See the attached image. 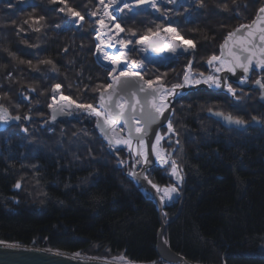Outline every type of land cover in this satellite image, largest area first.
<instances>
[{
  "label": "trees",
  "instance_id": "obj_1",
  "mask_svg": "<svg viewBox=\"0 0 264 264\" xmlns=\"http://www.w3.org/2000/svg\"><path fill=\"white\" fill-rule=\"evenodd\" d=\"M75 1L79 0H57L56 3L52 0H0V14L3 15V24L0 23V89L4 76L10 73L8 81H13L11 85L7 81L8 90L0 92V103L10 112L14 111L13 115L20 116V111L36 116L37 109L48 103L45 95L38 99L32 98V110L16 94L17 90L23 93V88L27 86L47 93L52 84H59L71 100L94 106L98 92L107 85L109 72L101 69L94 60L95 19L89 20L96 12L97 0H85L82 6ZM234 3L239 5L236 11L238 14L250 15V18L244 20H252L257 10L264 6V0H201L200 4L197 3L198 7L184 9L177 15L180 20L186 18L193 23H201L181 26L178 30L182 32L184 39L197 40L198 53L206 51L204 57L216 55L217 46L237 25L230 17L227 20L232 23H223L231 12L228 7ZM17 4L19 8H15ZM62 4L65 5V10L67 4V7L83 17V36L74 29V20L68 18L70 15L67 12L64 15L58 12ZM205 4L213 6V9H204ZM225 4L228 5L227 10L224 8ZM148 16L150 18H146ZM123 17L127 19V23L122 20L120 24L125 31L132 29L134 25L138 26L140 21L146 32L162 29L161 25L151 24L155 18L151 19L149 14H143L138 22L135 15ZM60 23L68 26L69 33L62 30L64 27ZM37 28L39 31H36ZM138 57L132 47L130 58L142 61ZM181 63L184 61L174 62L166 67L146 68L145 71L151 74L144 78L149 80L163 76L169 70L171 72V69L172 73L179 71L183 66ZM97 68L102 70L101 81L96 87L89 86L86 84L87 78ZM168 76L171 79L173 74L169 73ZM73 78L80 84V90L70 89ZM82 89L85 93L81 92ZM196 106L192 105L190 112V109H180L179 104L175 103L174 115L179 116L180 123L187 120L189 125L199 123L203 126L206 121L203 122L201 116L194 117L202 111L203 106ZM181 111L189 112L190 118ZM195 119L197 123H194ZM66 125L52 138H46L39 128H31L33 132L30 140L38 142L36 146H45L43 149L53 152H49L51 156H46L39 148L35 150L29 145L30 148L25 152L28 158L25 160L24 157L21 158L22 149L18 147L21 145L20 125L2 133L4 139L0 140L3 144L0 147L7 159L5 165L8 169L0 163V241L26 245L33 236L32 232L44 234L45 228L39 223L43 219L35 211V207L30 210L18 209L14 199H7V185L14 181L3 176L2 172L11 176L25 173L24 175L28 174L32 178L38 176L39 182L45 187L48 201L44 199L42 209H51V219L54 217L58 220L57 216L67 213V206L77 213L74 219H69L68 224H82L78 228V242L65 233L60 234L61 231L58 230L60 233L53 235L50 240L51 243L54 239L58 242L56 247L74 251L80 246L84 248L81 242L90 238V242L95 239L94 242L111 256L122 255L136 262H159L155 244L160 224L153 202L145 198L125 177L118 168L116 159L97 136L98 144L95 147L96 141L94 144L87 141L86 145L81 140L69 141L71 135L79 134L80 130H76V122L66 121ZM93 134L96 135L94 129ZM203 135L204 132H201L197 141H189L186 151L178 149L177 155L181 153L183 156L186 187L182 192L183 199L177 204L178 208L166 210L164 219H167L168 224L165 238L175 252L197 264H220L222 260L226 264H264V135L253 143H243L245 145H242V150H234L235 147L232 149L236 144L233 142L234 138L224 140L219 137L218 144H209V140L202 139ZM61 137L62 141L54 140ZM63 141L75 146L82 143L84 152L72 151L71 157L73 155L76 159L72 160L70 156L66 159V152L70 151L67 144H63L64 149L58 152L57 144L62 145ZM197 149H200L199 153H196ZM52 154L56 158L53 159ZM19 167L23 169H18ZM59 220L62 223L68 221L65 217ZM32 226L35 228L32 229ZM28 227L31 229H26ZM94 236H98V239H92ZM43 246L51 247L50 244Z\"/></svg>",
  "mask_w": 264,
  "mask_h": 264
},
{
  "label": "rangeland",
  "instance_id": "obj_2",
  "mask_svg": "<svg viewBox=\"0 0 264 264\" xmlns=\"http://www.w3.org/2000/svg\"><path fill=\"white\" fill-rule=\"evenodd\" d=\"M18 2V0H15ZM85 0L82 1H75V3L79 2L81 3L82 6V2H84ZM59 3H62V1H59ZM68 3V2H66ZM125 2L121 3L120 7H116L114 10L111 11V14L114 15L116 17L115 20H110V26H113L114 29H117L115 27L116 23H120L122 22V20L124 21L123 23H127V19H125L123 17V15H131V16H137L136 17V21L138 22V19L141 18V16L143 14L146 15H150L152 18L154 19L153 22H151L152 25H161V30L159 31V34H162L164 36H166L165 38H163V42L165 46H168V42L171 41V39H167V37H169V34H171L172 32H167L165 31V29L167 28H173L175 29V35L177 36H181V33L178 30V27L181 26H190L191 24H200L201 22H195L193 23L192 21H190L189 19L184 18L183 20H180L179 18H177L178 13H180L182 10L184 9H190V7H198V4L196 2V0H173V2H168V0H157V7L159 8V11H156V9L151 8L150 5H142L140 6L138 9L134 8L132 11H130L128 8H124L123 4ZM245 5V4H244ZM180 6H184V7H180ZM228 6V5H227ZM237 7H239V5L237 4H233L231 5V7H228V10L231 11L228 13V16L226 17V20L230 17L232 22L235 24L237 23L236 27L241 24H250L252 22V20H244V18H250V15H248V13H243L238 14L237 11ZM15 8H19L18 4L16 5ZM60 8H64L65 9V5L62 4ZM59 8V9H60ZM67 4H66V10L64 12H67ZM204 9H213V6H207V4H205ZM215 9V6H214ZM95 15H91V17L89 18L90 21H93L95 19V24H96V28L97 26H99V21L100 18L103 14L102 12V8H101V3L100 0H97L96 2V7H95ZM1 11V8H0ZM258 11V10H257ZM58 12L62 15H64V12H61L58 10ZM3 15L0 14V23L3 24V22L1 21ZM68 18L70 19H74L72 16H69ZM124 18V19H122ZM146 18H150L149 16ZM172 18V19H170ZM80 19L75 17V20L72 24V26L74 27V29L76 31H78V33L80 35L83 36V32H84V28L82 26L83 24V20L79 21ZM223 21V23L230 24L232 23L231 20H227V21ZM78 22V23H77ZM244 22H248V23H244ZM154 23V24H153ZM136 24V22H135ZM143 22H139V25H134L132 29H128L127 31H125L124 27L122 26V24H120L121 29H123L122 31L118 30V40H124L126 43L127 41L131 40L132 43L131 44H127L128 47V51H127V47H123L120 45L119 43V49H124L126 51V57L128 56V59L131 60L132 62H130L128 59L125 61V67L122 70H127V71H136L139 72L140 74L142 73L143 78L144 76H148L151 74V72H147L145 71L143 73L142 71V67H143V63L144 62H148V56L144 55V51H142V49H144V46L142 44H135V41L138 39H141L143 37H151L152 35L156 34L158 32V30H148V32H146L145 30H143V26H142ZM207 24V23H206ZM60 26L62 25V27H64L62 30L66 33H69V28L68 26L65 27L64 23H60ZM202 25V24H201ZM177 26V27H176ZM234 27V28H236ZM164 28V29H163ZM233 28V29H234ZM190 30H193L192 28H190ZM98 31V30H97ZM214 31V30H213ZM229 33V32H228ZM227 33V34H228ZM126 35V36H125ZM86 36V34H85ZM96 35H95V43H96ZM199 39V37H198ZM186 40H190L189 38H187ZM194 47H191V50L187 51V54L185 52H182L181 54L175 56L174 58L169 59L168 63L165 61H162V63L166 66L170 65V63H174V62H178V61H184L183 66L180 67L179 71H174L172 73V69L171 72L170 70L168 71L169 73L173 74L172 78L170 79L169 73H167L166 75L163 76H158V77H153L151 79H146L147 81H151L152 82V86L155 85V83H161L162 85L165 86V88L167 89L166 91L172 92L174 88V85L172 84H183L184 83V75L185 73H189L190 77L192 78H199L200 74L203 73L204 76H207L209 74H213V75H217V76H223L225 77V79H228V83L224 84L222 81V87L226 86L228 87L229 85L234 89V95L239 96H231L232 93L229 92H224V93H219L217 90V88L213 87V88H209L206 84L201 83L199 85H201L200 87L196 88L199 85H193V84H189V89H187L185 91L184 94L183 91L181 90V95L176 97L175 96L173 98V102L174 104H170L174 109L175 103L179 104L180 109H190L189 111L191 112V107L192 105H201L203 106L202 111H200V113H198V115L194 116H201V120L203 122L206 121V123H204L205 125H200L199 123L197 125H189L187 120H183L182 123L179 122V116H175L174 113L175 111H172L171 109L169 110V114L168 116L165 118L164 123L162 124L161 128L158 130V132L161 134V136L163 138H166L165 140H163L162 146H163V155L166 158H169V164L161 167L158 165V163L156 164L155 161H152V165L148 168V175H149V179L151 183L156 184L159 188H164L166 186H175L178 189V192L175 195V198L173 199L172 202L168 203L166 205V209L163 210V212H159L158 210V206L156 205V203L153 200V197L151 196L150 193L146 192L144 190V188L141 185H138L133 178L131 177V173H132V169L134 168V162L136 161V159H134L133 153H128L127 151H129L128 149H117V153H113L109 147V145L107 144V142L104 140V137L100 134L99 130L95 127V117H93L92 115H88V113L85 111L86 109H82L79 110L78 115L75 118H68V117H64V118H60L57 121H55L52 124H49L48 121L50 119V109L49 105L53 103V96H55V99L57 98V94L65 95V91L63 92V86L60 85V89L59 92L56 93L54 92V87L57 84H52L49 92L47 93H43L40 91H37V89L35 87H26L23 88V93L17 90V97H19L20 99H22V101H24L26 104H29L32 108V110L34 109L33 107V103H30L32 100V98L37 97L36 99L40 98L42 95H45L46 101H48V103H45L46 106L44 107L43 105H41L37 111L34 112L36 113V116H31L27 113H23L20 112V116L19 115H13V112H9L10 116L9 118L4 119V122L1 123L0 125V140L2 141V133H4L7 129L11 130V127H15L20 125V134H21V145H19L18 147L20 149H22L21 152V158L24 157V160L27 159L28 157L25 156V152L26 150H28L30 148L29 145L33 146V148L35 150H37V148L40 149V152L43 153L44 155H48L51 156L50 153L53 152L52 150H50L49 152L47 151V149H43L45 146L40 147V146H36L35 144H39L38 142L34 141V140H30V135L33 132V130H31V128H39V130L42 131V133L44 134V136L47 138H52L57 136V132L61 131L63 126H67L66 125V121L67 122H76V124H78V127H75L76 130H80V133H76L75 135H71V140L72 142L81 140L83 141V143H85L84 145H86L87 141L92 142L94 144V147L97 146L98 141L97 139L99 138V141L103 142L105 144L106 150L116 159L117 161V166L119 169H121L125 175V177L130 180L134 186H136L138 188V190L140 191V193L145 197V198H150L151 201H153V204L157 210L158 213V217H159V224L160 227L158 228L157 233L161 235L162 240L165 244L168 243V241L165 238V230H166V226L168 224V222L164 219L165 215H166V210H174L175 208H178V203L183 199V191L185 190L186 187V180L187 178L185 177V172L184 169L185 167H183V163L182 159L183 156L181 155V153H179L177 155L178 149L181 148L182 151H186L187 147H189L190 144H188L189 141H197V139L200 137L201 132H204V135L202 137V139H206V141L209 140V144H218V140L219 137L220 139H230V138H234L233 142H236V145H245L244 140L247 138L250 139H254V138H259L261 135H264V89L260 88L259 85H257L255 83L256 80H261L264 79V70L260 69V68H254L251 71H249L248 74H246V82L244 84H240L239 81H232L230 78H226L225 74L219 75V73H214L213 70L211 68H209V66L206 65V63L208 62L209 58L212 56H208V57H204V54H206V51H202L201 53H198V49L196 48V41L197 40H191ZM223 41V40H222ZM223 43V42H222ZM222 43H220L217 46V50L218 53L216 55H220V47L222 45ZM97 50L95 52V56L98 52V46L96 44ZM133 47V49L135 50V54L138 56H143L144 59H142V61L137 62L135 59L130 58V49ZM142 47V48H141ZM171 47L169 45V49H171ZM142 51V53H141ZM171 52V50H170ZM174 54V53H173ZM142 57V58H143ZM97 64L101 67V69L107 70L105 67H103L99 62H97ZM147 66V68L153 66V67H163L162 64L159 63H152V59L150 61V63ZM152 64V65H151ZM155 64V65H154ZM159 64V65H158ZM158 65V66H157ZM218 66V64L216 65ZM111 67V68H110ZM173 67V66H172ZM110 69L113 68V65L109 66ZM120 69V65L118 70ZM108 71V70H107ZM118 73V72H117ZM252 73H256V77H251ZM10 74V73H9ZM9 74L7 76L3 77V84H2V88L0 89L1 91H6L8 90L7 87H9L7 85V81L10 79L11 75L9 76ZM115 73H113L111 71V74L109 73L108 77L113 78L112 75L114 76ZM164 74V71H163ZM260 75L261 77L259 78L258 76ZM102 76V70H98V68L96 70H94V72L91 74V76L89 78H87V83L89 86H93L96 87V84H98L101 80L100 77ZM245 77V75L243 76ZM71 78V77H70ZM69 78V79H70ZM165 78V81L163 82V79ZM173 79L175 81H173ZM85 79H83L84 81ZM231 80V82L229 81ZM240 80V79H239ZM158 81V82H155ZM263 81V80H261ZM2 82V81H0ZM110 79L108 80L107 85L109 84ZM181 82V83H180ZM13 81L10 80L8 81V84H12ZM72 88H70L71 90H80L81 87L79 86L80 84H78L77 80L73 78L72 82H71ZM106 85V86H107ZM106 86H104L103 89L100 90V94L101 92H103L106 88ZM242 86V87H241ZM196 88V89H195ZM245 91V93L243 92V90ZM82 93H85V90L82 89L81 90ZM237 92H240L241 94L237 95ZM43 93V94H42ZM92 92H90L91 95ZM88 94V92L86 93V95ZM99 94V95H100ZM193 94V95H192ZM39 95V96H38ZM99 95H97L96 100H95V104H94V108L99 109V107H97V100ZM69 97V96H68ZM42 98V97H41ZM86 98V97H85ZM84 98V99H85ZM225 98V100L223 99ZM35 99V100H36ZM69 99L71 100V98L69 97ZM65 101V100H63ZM73 101V100H72ZM238 101H242V103H235ZM258 103H255V102ZM75 102V101H74ZM76 103V102H75ZM32 104V105H31ZM60 104V103H58ZM53 105V104H52ZM84 105H88V104H84ZM178 107V106H177ZM199 106H196V108ZM31 109H28V111L32 112ZM27 111V112H28ZM182 114H185L188 118H190L191 115H189V112L185 111H181ZM181 113L179 115H181ZM220 114L223 117L224 116H231L233 117V120L235 119H239L242 120L244 123L242 124H236L234 122L229 123V122H225V120H217L216 118H214L213 116H211V114ZM46 114V115H45ZM45 115V116H44ZM16 117H19V120L16 119ZM25 117H27V119H25ZM46 117V119H45ZM253 117H255V119H253ZM43 119V121L41 120ZM45 119V120H44ZM201 121V122H202ZM219 121V122H218ZM171 122L172 127L174 132L173 133H169L168 132V123ZM194 123H197L196 119L194 121ZM165 124V125H164ZM185 124V127L183 126ZM92 125V126H91ZM197 127V128H196ZM27 128V129H26ZM192 128V129H191ZM93 129L96 133V135L93 134ZM116 130L119 132H124V136H126L125 133V129L124 127H122L121 125L116 127ZM133 130V129H132ZM133 134H135L134 130L132 131ZM156 133V132H155ZM211 134V135H209ZM59 135V134H58ZM209 135V136H208ZM97 136V139H96ZM167 136V137H166ZM86 137V139H85ZM185 137H187V139H185ZM212 138L216 139L213 140ZM4 139V138H3ZM153 139V137H152ZM57 142L58 141H62V137L59 139H55ZM0 141V146H2V142ZM31 143H30V142ZM4 143V142H3ZM220 143V142H219ZM19 144V143H18ZM63 144H67L68 147H70V151H67L66 153V159L69 158V156L71 157V153L72 151H78L80 150V152H84V149L81 147L82 143L79 144V146H75V145H71L69 142L63 141L62 145L57 144L58 146V152L60 153L63 149H64V145ZM44 145V144H43ZM136 145V142H135ZM59 146H61V149H59ZM47 147V146H46ZM84 147V146H83ZM32 148V147H31ZM91 149V148H90ZM171 152V155H169V152ZM0 163H2V165L4 167H6L8 169V166H6L5 164L7 163L5 159V155L2 154L1 151V147H0ZM200 149L196 150V153H199ZM74 153V152H73ZM147 153H152L151 150H149L147 148ZM53 159L56 158L53 154ZM4 157V158H3ZM61 158V157H60ZM72 160H75L76 158L72 155L71 157ZM175 160L178 170H179V175H181L182 178H184V180L180 181L179 184H174L173 185V180L171 176V161ZM34 162V161H33ZM32 162V163H33ZM75 166V165H74ZM2 167V166H1ZM23 169V167H21ZM20 167L18 169H21ZM26 169H28V166L25 167ZM140 167H138V170L136 172H139ZM60 169L63 170V168L61 167ZM43 170V169H42ZM2 171V170H1ZM20 171V170H18ZM3 176L6 177H10L12 178V180L14 182H12L8 187V198L7 199H14V204L17 205L16 208L18 209H22V210H30L32 208L35 207V211L38 212V214L40 215V218L43 219V221H39L40 225L44 226V234L40 235L37 234L36 231L32 232L31 234H33V236H31L29 238V244H26L27 246H33L36 247V249H40L38 246H36L37 244H42V245H46V244H50L51 247H47L49 248V250L52 251H59V252H63V253H68V254H72L75 255L77 253H79V256H96L95 258H108L111 260H115V261H131L128 260L127 258L123 257L122 255H109L107 254V252L105 250L102 249L101 246H98L99 244L95 241L94 238L98 237V236H94L92 239H94L93 242H90V238L88 240H84L83 242H81L82 244H84V248L82 246H80L78 249L74 250V251H70L69 249H61L59 247H56L57 243L56 240L54 239V241L51 243V239L53 237V235L60 233L58 230L61 231L60 234H66L71 236V238L75 239L76 241L79 240V236H78V228L81 227L82 224L75 222L72 224H68L69 219H74L76 216L74 211H71L69 209V207H65L66 210H69L62 214H60L59 216H57L58 220L56 218H50L51 217V209L48 210V208L42 209V203L45 200L48 201V199H46V190L44 189L45 187L42 186V184L39 182V177L37 176V178H32L31 176H27L24 175L25 173H23V175L20 174H15V176H11L9 175V173L7 172H2ZM153 174H158L159 176H161L162 179L159 180H155L152 179ZM164 175V176H162ZM164 177H167V179H165ZM17 183L20 184V187L17 188L16 185ZM7 195V194H6ZM4 195V196H6ZM182 197V198H181ZM160 202V197L157 198ZM46 201V203H47ZM39 202V203H38ZM163 203V202H161ZM47 205V204H45ZM65 208L63 210H65ZM46 210V211H45ZM15 213V212H14ZM43 213V214H42ZM66 218L68 221L67 223H62V221H60L59 219L61 218ZM56 219V220H55ZM170 222V221H169ZM35 228V226H32V229ZM26 229H31V228H26ZM33 231V230H32ZM160 237V236H159ZM98 239V238H96ZM75 241V242H76ZM78 242V241H77ZM0 243H8L7 241H0ZM10 244L12 242H9ZM54 243V244H53ZM93 244V248H95L96 253L97 254H92L89 253V250L91 249ZM25 245V246H26ZM96 245V246H95ZM262 249H264V242L262 244ZM86 248H88V251L85 250ZM167 248L170 251L175 254L178 255L180 257H184L182 255H180L179 253L175 252L170 245H167ZM88 253V254H87ZM157 253V252H156ZM105 254V256H104ZM158 255V253H157ZM263 257V256H262ZM152 264H171L169 263L167 260L159 259V262H153Z\"/></svg>",
  "mask_w": 264,
  "mask_h": 264
},
{
  "label": "snow or ice",
  "instance_id": "obj_3",
  "mask_svg": "<svg viewBox=\"0 0 264 264\" xmlns=\"http://www.w3.org/2000/svg\"><path fill=\"white\" fill-rule=\"evenodd\" d=\"M52 2L56 3L57 0H52ZM112 2L115 3L116 0H112ZM168 2L171 3L173 2V0H168ZM196 2L200 4L201 0H196ZM100 3L101 5H104V0H100ZM142 5H150L151 8L159 11L156 0H126V2L123 4V7L128 8L130 11H132L134 8L138 9ZM108 7L109 5H104L105 17L110 16L107 10ZM224 8L225 10H227L226 4L224 5ZM58 10L61 12L65 11L64 8H60ZM67 14L72 17H79L80 20H83V17L80 16V14L74 11L71 7L67 8ZM93 15H95V13H93ZM40 19H43V17H40ZM110 19L115 20L116 17L112 15L110 16ZM99 23L102 28L106 27L103 18H101ZM257 25L259 26L258 36L257 31L254 30ZM115 27L120 31L123 30L121 29L120 23H116ZM36 31H39V29L37 28ZM165 31L172 32L175 35V29L173 28H167L165 29ZM147 39L148 37L138 39L135 41V44H143ZM176 39H179L181 41V44L171 47L170 50L173 53H175L177 48H179L181 45L186 46L184 47V52H187L189 47H194L191 40H183V38L179 37L178 35L176 36ZM257 39L259 40V44H257L256 42ZM119 43L123 48L127 47V44H131L132 41L129 40L126 43L124 40H120ZM123 55L124 53L123 51H121L119 55H113L110 57L111 63L114 65L111 71L113 73L118 72V74L113 77L112 82L109 83L105 88V92H107L109 89H112V91L108 93L106 98L103 93L100 96V108L103 110V112L97 111L95 108H93L92 105H84L83 103H76L75 106L77 109H87L89 110V115L94 114L97 117V127L103 134L104 139L107 140L110 145L112 144V138L109 135V131H115V128L113 127L114 123L122 120L125 125H128L130 121L137 124H139L141 120L143 121V128L139 126L135 128V132L138 134L137 136L133 137L131 135L132 129L131 127H129L128 139L122 141L125 146H128L129 151L133 153L134 157H139V160H136L134 162L133 166L135 167V163H142L144 165L150 163L148 159L145 138L148 136L151 125L156 122L159 117L164 115V110L167 109L169 104L171 103V101L165 103L167 97L169 95H179L180 93L169 92L161 87L152 88L151 81H146L145 83L141 84L140 81L134 79L137 76H140L141 80L143 79L139 72L118 70V68L115 66L121 64V57ZM43 63L52 62L43 61ZM207 63L209 68H211L213 72L217 74L221 72H227L235 76L237 74V69L241 70L245 74V77L240 78V84H244L246 82V74L249 73L253 65L264 70V6H261L258 9L255 19H253L250 24H241L239 28H237L234 32H230L225 38L224 43L221 45V54L219 56L212 55ZM217 64L218 66H216ZM53 67H55V65H53ZM10 75L11 74H9V76ZM122 77L124 78L123 80H121ZM222 81L224 84L228 83L223 76H217L213 74L204 76V74L201 73L199 78H192L190 77V74L186 72L184 75V83L176 84L174 85V88H183L185 86H188L189 84L199 85L201 83H204L209 88L215 87L219 89L222 87ZM255 83L259 85L260 88L264 89V81L258 79L255 81ZM145 86L152 89V91L146 92ZM60 87L61 86L59 84L55 85L54 92L58 93ZM227 92L233 93V95L235 94L234 89L230 85L227 87ZM140 93H143V96H140ZM129 96H131L133 100H135V103L129 104L127 105V107L131 108L132 112L135 113L136 105L140 104L141 117L138 118L134 114L132 116L128 115V112L126 110V99ZM60 99L68 101L69 105L74 103V101L70 100L68 96L61 95ZM157 99H159V103L156 102ZM149 102H151V108L148 111H145L144 106ZM53 103H56L55 96H53ZM49 108H52V104L49 105ZM116 109H119V111H116ZM58 112H63V114L65 115H72V112L67 109V106L61 105L59 108L53 111V120H55L56 114ZM105 113L107 114L106 117L104 116ZM6 118L7 110L0 108V120ZM16 119L19 120V117H16ZM25 119H27V117H25ZM101 119H103V123H101ZM224 119L230 123H244L239 119L233 120V117L231 116H224ZM253 119H255V117H253ZM167 127L169 133L174 132L171 122L168 123ZM162 139L163 137L161 136V134L157 132L155 135V142L151 145V152L155 156L156 162L161 167L169 164V158L163 156V149L158 147L160 146V142ZM133 140H135L137 144V148L135 150L131 148ZM131 174L133 176L136 175L135 173ZM171 176L176 179L177 184H179L180 180L182 179V177L179 175V170L175 160L171 161ZM16 187L19 188L20 184L17 183ZM152 187L156 189L157 193L163 191L164 195L160 197L161 202L164 201L165 197H167L169 200H172L174 198L172 194L178 192L177 187L166 186L161 190V188H159L154 183L152 184ZM75 255H79V253Z\"/></svg>",
  "mask_w": 264,
  "mask_h": 264
},
{
  "label": "bare ground",
  "instance_id": "obj_4",
  "mask_svg": "<svg viewBox=\"0 0 264 264\" xmlns=\"http://www.w3.org/2000/svg\"><path fill=\"white\" fill-rule=\"evenodd\" d=\"M157 1V0H156ZM123 2H126V0H116V2L115 3H113L112 2V0H104V5H109V7H108V12H109V14H110V16H112V14H111V11L112 10H114L116 7H120V6H118V5H120L121 3H123ZM104 5H101V8H102V12H103V14H102V16H101V18H103L104 19V22H105V25H106V27H104V28H102L101 26H100V23H99V26H97V28H96V30H95V33H96V43H97V46H98V52H97V54H96V56L94 55V60L96 61V62H100V63H102L103 65H106V66H111V65H113L112 63H111V60H110V57L111 56H113V55H119L120 54V52L121 51H123V53H124V55L121 57V64H119L120 65V69H123L124 67H125V61L128 59V56L126 57V51L124 50V49H119V38H118V36H117V34H118V30L117 29H114L113 28V26H110V16L109 17H105L104 16ZM101 18H100V20H101ZM73 20H75V19H73ZM79 21H81V20H79ZM149 20H147V22H148ZM78 23V22H77ZM238 27H239V25H238ZM164 29V28H163ZM98 30V31H97ZM155 36H157V37H166V36H164V35H162V34H158V35H155ZM151 37H154V35H152ZM179 37H182V35L181 36H179ZM183 38V40H186V39H184V37H182ZM166 39V38H165ZM167 39H171V41H169L168 43H169V45L170 46H175V45H178V44H181V41L179 40V39H176V35H174L173 33H171V34H169V37H167ZM224 39H225V37L223 38V41H221V43L222 42H224ZM157 42V41H156ZM155 42V43H156ZM144 44H145V42L142 44L143 46H144ZM157 46H159V45H157V44H154V45H152V46H144V49L142 50V51H144L143 53H144V55H146V56H148V62L147 63H150V61H151V59H152V63H160V62H162V60L161 59H163L165 56H167V55H169L171 52H169L170 51V49L168 48V47H165V48H168L167 50H166V52H169L167 55L165 54V52L164 51H162L161 49H153V50H151L152 48H155V47H157ZM184 47H186L185 45H181L179 48H177V50H176V52L173 54V52H172V54L173 55H179V54H181L182 52H184ZM142 48V47H141ZM188 50H191V47H189L188 48ZM127 51H128V47H127ZM142 51H141V53H142ZM142 53V54H143ZM186 54H187V52H185ZM143 56H139L138 57V59L139 60H142V59H144V57L142 58ZM129 60V59H128ZM130 62H132L131 60H129ZM146 62H144L143 63V67H142V71H143V73L145 72V70H146V68H147V66L149 65V64H147ZM111 68V67H110ZM110 68H106L107 70H108V72H111V69ZM142 74V73H141ZM240 70L239 69H237V74L234 76L233 75V80H234V82H236V81H239V77H240ZM143 76V75H142ZM138 77V79H140V76H137ZM110 79V82L109 83H111L112 82V78H110V77H108V80ZM141 80V79H140ZM142 81H145L144 79H142ZM155 82H158V81H155ZM158 83H155V85L154 86H152V88H157V87H159L158 85H157ZM98 84H96V86H97ZM189 86V85H188ZM188 86H185L184 88L185 89H189L188 88ZM146 88H147V86H145ZM162 88V87H161ZM149 90H146L145 89V91L146 92H151L152 91V89H150V88H148ZM138 90V89H137ZM112 91V89H109L107 92H105V90L103 91V93H106V94H104V96H105V98L107 97V95H108V93L109 92H111ZM176 91H178V89L176 88V89H174V93L176 92ZM219 93H224V92H227V87L226 86H223V87H221V88H219L218 90H217ZM100 94V91L98 92V94L97 95H99ZM140 96H143V93H140L139 94ZM100 96H101V94H100ZM100 96H99V100L97 101V102H100ZM231 96H234L233 95V93H232V95ZM170 98H172V95H169V97H167V100L165 101V103H167L169 100H170ZM157 103H159V99H157V101H156ZM58 103H64V101L63 100H61L60 99V95L59 94H57V98H56V103H52L53 105H57ZM133 103H135V100H133V98L131 97V96H129V97H127V99H126V110H127V112H128V115L129 116H132L133 114L134 115H136L138 118L139 117H141V105L140 104H137L136 105V110H135V113H133L132 112V110H131V108H128L127 107V105H129V104H133ZM149 103H151V102H149ZM147 104V105H145L144 106V110L145 111H148L150 108H151V106H150V104ZM68 110H70L71 112H72V115H66L67 117L68 116H70L71 118H75L76 116H77V114H78V112H79V110L80 109H77L76 108V106H75V104L73 103L72 104V107L71 108H68ZM172 111H173V109H171ZM86 111V110H85ZM116 111H119V109H116ZM165 111V110H164ZM87 112V111H86ZM88 112H89V110H88ZM87 112V113H88ZM169 114V112H164V115L163 116H161V117H159V119L156 121V122H154L152 125H151V127H150V129H149V133L148 134H154L153 135V139L149 142V143H147L146 142V146H147V148L149 149V150H151V145L155 142V135H156V133L158 132V130L161 128V126H162V124L164 123L163 121H164V118H165V116H167ZM107 115V114H106ZM106 115H104L105 117H106ZM221 120H225L224 119V117H222L221 118ZM0 121H2V122H4V119L3 120H0ZM220 121V120H219ZM218 121V122H219ZM2 122H0V124L2 123ZM95 122L97 123V118H95ZM101 123H103V122H101ZM121 124H124V122L121 120V121H119V122H116V123H114L113 124V127L115 128V131L113 132V131H109V135H110V137L112 138V144L110 145V147H111V149L113 150V151H116L117 149H128V146H125L123 143H122V141L123 140H125V139H128V129H129V127H131V129H133L134 130V132H135V128L137 127V126H139V127H141V128H143V121L141 120V122L139 123V124H137V123H135V122H129V124L128 125H125L126 126V131H125V133H126V136H124V132H119V131H117L116 130V127L117 126H119V125H121ZM165 125V124H164ZM95 127H97V124H95ZM107 127V126H106ZM158 129V130H157ZM192 129V128H191ZM100 130V129H99ZM132 130V131H133ZM156 132V133H155ZM136 133V132H135ZM131 135L133 136V137H135V136H137L138 134L136 133V134H133V133H131ZM167 137V136H166ZM166 138H163L162 140H161V142H160V146H158V147H160V148H162L163 149V146H162V143H163V140H165ZM185 139H187V137H185ZM256 140V138H254V139H250V138H247V140L245 139L244 140V143L246 142V143H253V141H255ZM118 141H120V142H118ZM233 148L232 149H234V147H235V149L234 150H237V149H240V150H242V145H236V144H234L233 146H232ZM131 148L133 149V150H135L136 148H137V144L135 145V140H133V143H132V145H131ZM129 150V149H128ZM128 153H132V152H130V151H127ZM164 153L162 152V155H163ZM151 156H152V161L154 160L155 161V163L157 164V162H156V160H155V156L151 153ZM164 156V155H163ZM149 160H151L150 158H148ZM153 175H155V174H153ZM162 176H164V175H162ZM181 176V175H180ZM165 179H167V177H164ZM170 178H172V179H174L173 180V185L174 184H176V179L175 178H173V177H170ZM152 179H162L161 178V176H159L158 174H156L155 176H153V178ZM182 180H184V178H182L180 181H182ZM152 184L153 183H151L150 181H149V183H148V186H150L151 187V189H152V191L156 194V196H157V198L158 197H161V196H163L164 195V193H163V191H161V192H159V193H157V191H156V189L155 188H153L152 187ZM167 187H172V185L170 186H167ZM173 187H175V186H173ZM163 189V188H162ZM161 189V190H162ZM173 195V197L175 198V195H176V193H173L172 194ZM173 198V199H174ZM173 199L172 200H169L167 197H165V199H164V201H163V203H162V207H161V211H160V214H161V212H163V210L164 209H166V205L167 204H165L166 202H168V203H170V202H172L173 201ZM149 200H150V198H149ZM153 202V201H152ZM161 235H162V233H161ZM161 235H160V233L158 234L157 233V239H156V244H155V246H156V252L158 253L159 252V250L157 249V247L158 248H160L161 249V253L160 254H162L165 258H166V260H168V262L169 263H171V264H197V263H195V262H192V261H190L189 259H187V258H185V257H180V256H178V255H171L172 254V252L170 251V248H169V251L166 253V252H163V246L164 245H168V243L167 244H165L164 242H163V240H162V237H161ZM160 236V237H159ZM9 243V242H8ZM11 244H13V245H16V246H18V247H20V246H25V245H22V244H19V243H11ZM36 246H38L40 249L39 250H42V251H44V252H49L50 250H49V248H47L46 246H43L42 244H37ZM162 246V247H161ZM165 246V247H166ZM25 247H29V248H35L36 249V247H33V246H25ZM85 250H87L88 251V248H86ZM96 250H95V247L93 248V244H92V247H91V249L89 250V253H93L94 255H95V252ZM59 253H62V252H59ZM158 253V257H159V259L160 260H162V257L160 256V254ZM171 253V254H170ZM66 254V253H65ZM88 254V253H87ZM105 256V255H104ZM74 257H78L79 259H89L90 261H99V262H106V261H110V262H113V263H118V264H152V263H149V262H136V261H115V260H111V259H108V258H106V257H104V258H95L96 256H93V257H89V256H79V255H74ZM264 257V256H263ZM220 264H226L225 263V261L224 260H222L221 262H220Z\"/></svg>",
  "mask_w": 264,
  "mask_h": 264
},
{
  "label": "water",
  "instance_id": "obj_5",
  "mask_svg": "<svg viewBox=\"0 0 264 264\" xmlns=\"http://www.w3.org/2000/svg\"><path fill=\"white\" fill-rule=\"evenodd\" d=\"M256 17V16H255ZM255 19V18H254ZM258 25L256 26V28L254 29L255 31H257V36H258ZM239 28V27H237ZM237 28L233 29L230 32H234ZM229 32V33H230ZM228 33V34H229ZM227 34V36H228ZM226 36V37H227ZM225 37V38H226ZM157 41V42H156ZM225 41V39H224ZM156 42V43H155ZM238 42V41H236ZM257 44H259V40L257 39ZM224 43V42H223ZM222 43V44H223ZM154 44H157L159 46L152 48L153 49H161L162 51L165 52V54L167 55L169 52H166V50L168 48H165L166 46L164 45L163 42V37H150L149 39H147L145 41L144 46H152ZM226 53V50H225ZM220 54H221V47H220ZM173 56L172 52L165 56L163 59H161L162 61H167L169 60L171 57ZM101 64V63H100ZM103 67L108 68L107 66L101 64ZM206 65L208 66V63H206ZM114 67V65H113ZM115 67L119 68V65H116ZM254 68H258L255 67V65L252 66V68L250 69V71ZM120 70V69H119ZM117 73H115L114 75H116ZM240 76L241 75H245L241 70H240ZM225 76L230 77L231 79L233 78V75L231 73H227L225 72ZM113 79V78H112ZM124 78L122 77L121 80H123ZM135 80L140 81L141 84H143V81L138 79V77L134 78ZM146 90H149L148 88L145 87ZM103 92H101L102 94ZM175 93H181V89H179L178 91H176ZM106 94V93H103ZM179 95H175L176 97L180 96ZM100 96V95H99ZM173 96L172 98H170L169 101L172 102L173 98L175 97ZM99 100V98H98ZM151 106V103H149ZM172 105V103H170ZM169 104L168 108L164 111V112H169V110L171 109V105ZM61 105H65L68 108L72 107V104L69 105L68 103H60L57 105H52V108L50 109V119L48 121L49 124L54 123L55 121H57L60 118H64L67 117L65 114H63V112H58L56 114V118L55 120H53V111L57 108H59ZM97 107H99V109L97 111H101L103 112V110L100 108V102H98ZM0 108H3L2 106H0ZM4 109V108H3ZM86 111L88 112V110L86 109ZM171 112V111H170ZM169 112V113H170ZM8 112H7V118H9L10 116H8ZM89 115V114H88ZM106 115V113L104 114ZM93 117L97 118L94 114H92ZM168 116V115H167ZM165 116V118L167 117ZM211 116H213L214 118H216L217 120H220L223 116H221L220 114H211ZM68 118H71L70 116H68ZM164 118V121H165ZM163 121V122H164ZM224 121V120H223ZM2 122V121H0ZM101 122H103V119H101ZM225 122H228L227 120H225ZM230 123V122H229ZM97 124V123H96ZM1 125V124H0ZM98 130L99 128L96 127ZM100 134L103 136V134L101 133V131L99 130ZM153 133L148 134V136L145 138L146 142L149 143L152 140L153 137ZM105 140V139H104ZM107 142V144L110 147V144L108 143L107 140H105ZM171 152H169V154L171 155ZM148 158H150L151 160L149 164L144 165L142 163H135V167L132 169V173H135L136 175L133 176L131 175V177L133 178V180L138 184L141 185L144 190L148 193L151 194V196L153 197L154 202L156 203V205L158 206V210L159 212L161 211V207H162V203L157 199L156 194L152 191L151 187L148 186L149 181L146 179L145 177V172L148 170V168L152 165V156L150 153H148ZM136 160H139V157H135ZM140 167V171L136 172V169ZM168 204V203H165ZM166 245L163 246V252H168V248ZM162 247V246H161ZM157 249L159 250V252L161 253V249L157 247ZM158 252V253H159ZM159 253V254H160ZM171 254V253H170ZM171 255H174L173 253ZM160 256L162 257V259L166 258L160 254ZM168 261V260H167ZM0 264H118V263H113L110 261H106V262H99V261H90L89 259H79L78 257H74V255L72 254H68V253H59V251H52L50 250L48 253L44 252L42 250L39 249H35V248H29V247H25V246H16L10 243H0Z\"/></svg>",
  "mask_w": 264,
  "mask_h": 264
},
{
  "label": "flooded vegetation",
  "instance_id": "obj_6",
  "mask_svg": "<svg viewBox=\"0 0 264 264\" xmlns=\"http://www.w3.org/2000/svg\"><path fill=\"white\" fill-rule=\"evenodd\" d=\"M223 74V72H221V73H219V75H222ZM258 76V75H257ZM251 77H256V73H252L251 74ZM259 78L261 77L260 75L258 76ZM227 80V82H228V79H226ZM261 80H263L264 81V79H261ZM230 82H231V80H229ZM242 87V86H241ZM243 90V89H242ZM246 91V90H245ZM245 91L243 90V92L245 93ZM239 94H241L240 92H237V95H239ZM234 96H236V95H234ZM236 97H239V96H236ZM224 100H225V98H223ZM235 103H242V101H238V102H235ZM255 103H258L257 101L255 102Z\"/></svg>",
  "mask_w": 264,
  "mask_h": 264
}]
</instances>
